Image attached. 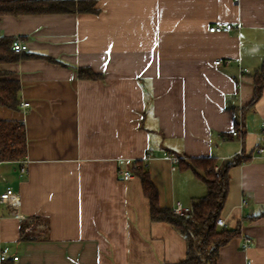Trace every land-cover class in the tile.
<instances>
[{"label":"crops","instance_id":"obj_1","mask_svg":"<svg viewBox=\"0 0 264 264\" xmlns=\"http://www.w3.org/2000/svg\"><path fill=\"white\" fill-rule=\"evenodd\" d=\"M76 1L96 12L0 17V38L27 45L0 64L20 84L19 109L0 107V121L21 122L26 136L22 159L0 162V194H18L26 218L0 205L6 263L179 264L185 240L151 220L135 163L161 208L190 211L206 188L169 157H213L222 167L242 152L250 158L229 171L219 228L238 236L217 264H264V153L253 158L264 148V88L250 105L264 61V0ZM220 22L233 30L209 33ZM84 68L98 78L80 79Z\"/></svg>","mask_w":264,"mask_h":264},{"label":"trees","instance_id":"obj_2","mask_svg":"<svg viewBox=\"0 0 264 264\" xmlns=\"http://www.w3.org/2000/svg\"><path fill=\"white\" fill-rule=\"evenodd\" d=\"M92 1L76 0H0V17L37 14H67L75 12L95 13ZM13 40L0 38V64L10 63L15 54L11 44ZM80 79H97L89 69H79ZM7 73L0 71V107L18 110L20 105V84L15 80H6ZM264 88V61L259 73L254 77V105L261 97ZM236 127V123H235ZM26 154V136L21 122L0 121V162H15ZM250 157H235L230 163L218 168L213 157L182 160L178 165L189 168L204 184L206 195L194 199L190 211L185 216H177L172 210L161 208L158 194L149 179L147 168L142 162H136L134 174L141 179L144 195L150 206V218L153 222H166L184 238L186 243L185 259L179 264H217L219 250L238 236V231L219 229L217 221L224 208L229 188V171L249 161ZM21 241H25L23 231ZM8 263V261H6ZM5 262V264H7Z\"/></svg>","mask_w":264,"mask_h":264},{"label":"built area","instance_id":"obj_3","mask_svg":"<svg viewBox=\"0 0 264 264\" xmlns=\"http://www.w3.org/2000/svg\"><path fill=\"white\" fill-rule=\"evenodd\" d=\"M238 1V0H236ZM233 30V26L229 23H217L213 26H211L209 28V33H229ZM11 48L12 51L15 54H21L23 52H25L27 50V45L23 44L21 41L19 40H13L12 44H11ZM221 64V60H218L215 62V65H220ZM245 70H243L242 72H244ZM23 108H27L29 107L28 103H23L22 104ZM241 125L240 123L236 124V127L234 128V131L232 132V136L233 137H241ZM262 129L264 130V122L262 124ZM264 153V148H258L254 151L253 154V158L260 156L261 154ZM239 157L242 156V152H239ZM169 159L173 162V163H178V159L175 158L174 156H170ZM26 161H24L23 163H25ZM219 168V166L215 167V171H217ZM21 174L26 172V169L24 166L21 167L20 169ZM122 178L123 180H129L131 178V174L129 172H122ZM0 205L6 206L11 213V216L16 219V220H20V221H24L26 218L25 216H23L19 210H20V206H21V200L18 196V194H16L15 192H13L10 188L6 189L3 193L0 194ZM242 207H244L246 205L245 201H242ZM173 214L177 215V216H185L189 213V210H185L183 209L180 205H177L173 210H172ZM217 227L218 228H224L225 227V223L222 220H218L217 221ZM251 245V240L249 238H245L242 241L241 244V249L242 250H246L250 247ZM8 255L5 252H1L0 253V264H4L6 261H8ZM17 257H13L11 260L13 262L17 261ZM247 264H251L250 262H247Z\"/></svg>","mask_w":264,"mask_h":264}]
</instances>
